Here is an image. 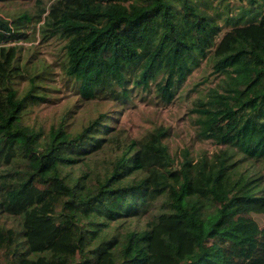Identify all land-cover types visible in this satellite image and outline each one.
Masks as SVG:
<instances>
[{"label":"trees","instance_id":"trees-1","mask_svg":"<svg viewBox=\"0 0 264 264\" xmlns=\"http://www.w3.org/2000/svg\"><path fill=\"white\" fill-rule=\"evenodd\" d=\"M247 2L234 17L219 0L220 36L213 0H0V264H264V0ZM37 40L58 42V74ZM204 60L219 79L192 112L211 156L116 124L114 102L170 103ZM56 76L73 102L35 124Z\"/></svg>","mask_w":264,"mask_h":264},{"label":"rangeland","instance_id":"rangeland-1","mask_svg":"<svg viewBox=\"0 0 264 264\" xmlns=\"http://www.w3.org/2000/svg\"><path fill=\"white\" fill-rule=\"evenodd\" d=\"M232 6L230 15L238 17L239 10L248 6L247 0H230ZM215 6L213 11H223L224 15L217 17L222 29L220 36H222L234 23L225 22V17L228 15L224 9V4L219 6V0H213ZM246 19L240 21L245 23ZM40 40L35 41L37 48L36 56L47 59L54 65L55 73L58 74L59 66L56 64L58 56V42L55 40L47 43H39ZM26 46H30L32 42H24ZM202 67L195 68L193 73L188 77V80L180 89L177 96L170 103L154 100L152 96L143 97L138 94L134 101L126 106H122L114 102V108L118 109V121L116 124L123 128L131 137H141L147 131L155 127H165L168 131V143L173 153L178 156V161H182L184 150L190 149L193 156L199 157L203 153H208L209 156L219 149V146L210 140L200 139L196 132L194 125L195 113L192 112L195 100L200 94L206 92L209 87L215 86L219 77L213 75L210 66L205 62L201 64ZM53 83L51 97L52 100L42 104L33 106L30 114L33 123L44 124L49 127L53 122L58 121L64 114V110L68 103H71V97L74 95L71 91L65 88V82L60 76L51 81ZM187 89L186 93L182 95L183 89ZM58 89V90H57ZM98 101V100H97ZM103 107L101 101L85 103L72 119L74 126L79 128L81 124L87 120L91 115H95L98 108ZM254 218L264 226V214H253Z\"/></svg>","mask_w":264,"mask_h":264}]
</instances>
